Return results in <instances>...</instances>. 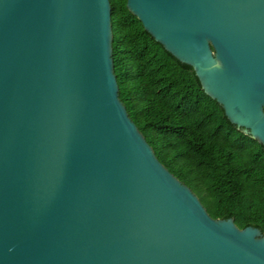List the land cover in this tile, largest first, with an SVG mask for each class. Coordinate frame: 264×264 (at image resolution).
I'll list each match as a JSON object with an SVG mask.
<instances>
[{
    "label": "water",
    "instance_id": "water-1",
    "mask_svg": "<svg viewBox=\"0 0 264 264\" xmlns=\"http://www.w3.org/2000/svg\"><path fill=\"white\" fill-rule=\"evenodd\" d=\"M125 6L264 146V0ZM0 264H264L129 117L109 0H0Z\"/></svg>",
    "mask_w": 264,
    "mask_h": 264
},
{
    "label": "trees",
    "instance_id": "trees-1",
    "mask_svg": "<svg viewBox=\"0 0 264 264\" xmlns=\"http://www.w3.org/2000/svg\"><path fill=\"white\" fill-rule=\"evenodd\" d=\"M109 0L119 98L157 159L213 218L264 234V146L226 118L178 61L130 13Z\"/></svg>",
    "mask_w": 264,
    "mask_h": 264
}]
</instances>
